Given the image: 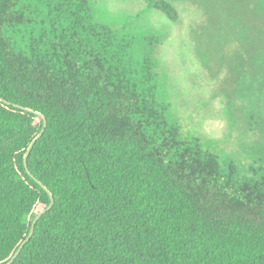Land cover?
<instances>
[{
	"label": "trees",
	"instance_id": "1",
	"mask_svg": "<svg viewBox=\"0 0 264 264\" xmlns=\"http://www.w3.org/2000/svg\"><path fill=\"white\" fill-rule=\"evenodd\" d=\"M217 8L205 46L263 74L264 98V0ZM134 46L91 0H0V264L51 203L24 165L44 120L15 105L47 119L28 165L55 204L14 264H264V177L236 183L183 139Z\"/></svg>",
	"mask_w": 264,
	"mask_h": 264
},
{
	"label": "rangeland",
	"instance_id": "2",
	"mask_svg": "<svg viewBox=\"0 0 264 264\" xmlns=\"http://www.w3.org/2000/svg\"><path fill=\"white\" fill-rule=\"evenodd\" d=\"M171 1L176 22L145 0H91V6L99 22L134 39L139 66L153 60L155 99L183 139L215 155L236 183L262 180L263 74L240 69L230 48L205 46L218 40L217 7L236 0Z\"/></svg>",
	"mask_w": 264,
	"mask_h": 264
},
{
	"label": "water",
	"instance_id": "3",
	"mask_svg": "<svg viewBox=\"0 0 264 264\" xmlns=\"http://www.w3.org/2000/svg\"><path fill=\"white\" fill-rule=\"evenodd\" d=\"M0 99L8 104H11L10 102L4 100L1 96H0ZM16 107L18 108H21L23 110H26L28 112H31V113H34L40 117L43 118L44 120V128L42 129V131L38 134V136L31 142L28 150H27V153L25 154V157H24V165H25V169L26 171L28 172V174L48 193L50 199H51V203L50 205L45 209L43 210L42 212H40L36 217L35 219L33 220V223H32V227H31V231L29 233V235L27 236V238L24 240V242L20 245V247L18 248L17 252L14 254V256L11 258V260L7 263V264H14V262L18 259L19 255L21 254L22 250L24 249V247L26 246L27 243L30 242V240L32 239L33 235H34V232H35V227L37 225V223L39 222V220L48 212L50 211L54 204H55V198L53 196V194L50 192V190L42 183L40 182L30 171L29 169V165H28V158L35 146V144L38 142V140H40V138L44 135L45 133V130H46V127H47V119L45 118V116H43L41 113L37 112V111H34L32 109H29V108H25L23 106H19V105H15Z\"/></svg>",
	"mask_w": 264,
	"mask_h": 264
}]
</instances>
